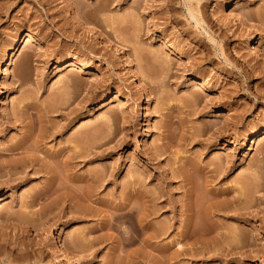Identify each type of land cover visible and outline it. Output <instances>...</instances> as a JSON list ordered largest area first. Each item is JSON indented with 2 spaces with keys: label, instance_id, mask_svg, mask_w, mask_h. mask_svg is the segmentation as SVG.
I'll list each match as a JSON object with an SVG mask.
<instances>
[{
  "label": "rangeland",
  "instance_id": "1",
  "mask_svg": "<svg viewBox=\"0 0 264 264\" xmlns=\"http://www.w3.org/2000/svg\"><path fill=\"white\" fill-rule=\"evenodd\" d=\"M0 189V264H70L51 232L79 264H264V0H0ZM124 204L171 229L120 244Z\"/></svg>",
  "mask_w": 264,
  "mask_h": 264
},
{
  "label": "bare ground",
  "instance_id": "2",
  "mask_svg": "<svg viewBox=\"0 0 264 264\" xmlns=\"http://www.w3.org/2000/svg\"><path fill=\"white\" fill-rule=\"evenodd\" d=\"M189 1V3L191 2V1H193V0H188ZM199 2V1H198ZM197 2V3H198ZM236 5V4H235ZM195 8V6L193 7V4L191 5V4H189V6H188V10H189V13H190V16L192 17V18H194V19H196L197 20V18H196V15H197V13L199 12H195V10H197L196 8ZM195 13H196V15H195ZM198 22H199V20H198ZM201 22V21H200ZM240 22L242 23V24H244V21L242 20V19H240ZM255 36L254 35H252V42L253 43H255L256 42V40H257V37L256 38H254ZM26 40V42H31V41H37L38 43H39V47H42V46H44V44H43V42L42 41H39L38 39H37V37H36V35H34L33 33H27V35H25V37H24V39L22 40V42H24ZM169 46H171V44L169 45ZM150 50V49H149ZM149 50H147V53H148V51ZM152 50H154V49H151L150 51H152ZM155 50H157V49H155ZM168 50V48H166V49H159L158 50V52H156V53H158L157 55H159V54H167V51ZM173 51L171 52L173 55V57L174 58H180V57H183V56H185V53H184V51L183 50H177V49H172ZM149 51V52H150ZM153 52V51H152ZM155 52V51H154ZM16 54H17V49H16V47H14V49H13V52H12V56H16ZM153 54V53H152ZM149 55V54H148ZM153 55H155V54H153ZM152 55V56H153ZM157 55H155V56H153V57H151L152 58V60H150V61H152V63L155 65L156 64V62L158 63V57L159 56H161V55H159L158 57H156ZM151 56V55H150ZM9 57H10V55L9 54H5V59L6 60H8L9 59ZM149 58V57H148ZM8 63H6V68H5V70H7L8 69ZM156 66V65H155ZM157 66H158V64H157ZM156 66V67H157ZM163 66V65H162ZM83 67L84 68H86V67H88L86 64H83ZM152 67H153V65H152ZM155 69V68H154ZM157 69V68H156ZM161 69V68H160ZM159 71H161V70H159ZM155 79H157V78H155ZM158 80V79H157ZM159 80H161V79H159ZM156 82V81H155ZM159 83H161V82H159ZM158 83V84H159ZM196 84L197 85H204L205 86V82H203V81H201L200 79H197L196 80ZM45 136L46 135H44V136H41V135H39V137L38 138H36L37 140H36V143L38 144V141H41L43 138H45ZM89 136V135H88ZM87 136V137H88ZM49 137H51V136H49ZM88 138H90V136L88 137ZM28 139V138H27ZM27 139H23V141L21 142V143H15L13 146H11L9 149H8V151L9 152H13V153H16V152H20V153H23V152H25L26 154L25 155H23V157L22 158H20V160H18V162H17V164H16V166H18L19 168L21 167L22 169H23V171H22V169H21V171L22 172H24V171H26V169L28 168V167H34L35 165H37V164H39V162L41 161V158L37 155V153H36V151H32V150H30L32 153H29V150H26V148H24L23 147V145L25 144V143H27L26 141H27ZM94 139V138H93ZM101 139H102V137H101ZM97 141H98V139H96ZM98 142H100V140L98 141ZM36 144V147L38 148L39 146ZM88 146V145H87ZM36 148V149H37ZM72 149H71V154L70 155H68L67 157V160H65V164H66V166L68 167V169L70 168V167H72L73 166V163L71 162V160H74L75 158H86V157H88L91 153H93L92 152V150H93V145L92 146H88L87 148L85 147H79L77 144H75L74 146L72 145V147H71ZM27 151H28V154H27ZM58 154V153H57ZM18 159V158H17ZM12 163H14V160L13 161H11ZM14 164V165H15ZM2 166L4 165L5 167L7 166V168L8 167H10V169H11V167H13V168H18V167H14L12 164V166H10V164L9 163H3V164H1ZM197 165V164H196ZM194 165L193 164V167L194 168H198V166L199 165ZM38 166V165H37ZM74 166H75V164H74ZM73 166V167H74ZM192 166V165H191ZM66 167V168H67ZM9 168L7 169V171L8 170H10ZM47 169V168H46ZM9 172V171H8ZM91 175V174H90ZM182 177H183V180L184 181H187V182H189V181H191V180H189V177L190 176H188V174H186V172L184 171V174L182 173V175H181ZM91 178H89V179H91L93 182H95V181H99L100 180V178H101V175H99V173L97 172V173H95V174H92L91 176H90ZM135 183V182H134ZM134 185H136V183L134 184ZM49 188V187H48ZM47 188V189H48ZM137 189V188H136ZM46 190H44V192H45ZM139 191V190H138ZM137 191V192H138ZM44 192L43 191H41V193H37V195H38V197L39 196H41V195H43L44 194ZM46 192H48V191H46ZM188 192H190V191H188ZM65 193V192H64ZM64 193H63V195H64ZM67 193V192H66ZM70 193V192H69ZM89 194L86 196V199L87 200H90L92 197H91V195H90V192H88ZM191 193V192H190ZM36 195V194H35ZM67 195V194H66ZM191 195V194H190ZM65 196V195H64ZM72 196V195H71ZM37 197V198H38ZM66 197V196H65ZM69 196H67L66 198H68ZM74 197V196H73ZM77 197V196H76ZM152 199V198H151ZM84 200V199H83ZM3 203H4V198H3V194H2V192H1V189H0V208L3 206ZM204 205V204H203ZM206 205H208V204H206ZM215 205V204H214ZM213 205V206H214ZM124 206L125 207H123V208H120L119 209V212H118V210H117V212H113V214L109 217V218H107L106 219V221L104 220V223H103V226H102V228L103 229H111V228H116V230L118 231V233H119V243L120 244H122V245H124V246H126V245H131V244H133V243H135L136 241H138V240H140V239H142V241L145 243H152L153 242V240H157L158 238H160L161 236H165V234L169 231V229H171V225H165V223L162 225H159L160 223H155V215H156V213H155V210H152L154 207H152L151 208V210L149 211V209H148V211L146 210L145 212H144V210L143 211H139L140 213H138L137 211V213H135V211L134 210H136L134 207V209L133 208H129L128 206V204H124ZM210 206V205H209ZM211 206H212V204H211ZM212 206V207H213ZM189 207V206H188ZM191 207V206H190ZM204 208H205V205H204ZM205 209H207V208H205ZM208 211H206V210H204V212H203V215L201 214L200 216H202V217H200L199 219H201V220H203V226L207 223V222H213L212 220V215H211V212L209 211V208L207 209ZM210 210H211V208H210ZM84 211V210H83ZM212 212H213V210H212ZM214 212H215V210H214ZM190 216V215H189ZM193 216V215H192ZM191 216L187 219V227L185 228L186 230H185V232L183 233V237H184V239L185 238H189V231H191V227H192V225H190V222H191ZM194 219V218H193ZM1 221V220H0ZM198 221V220H197ZM1 222H3V221H1ZM157 222V221H156ZM197 224V223H196ZM122 225H123V227H122ZM199 225V224H198ZM201 225V224H200ZM214 225V224H213ZM40 226V225H39ZM38 226V227H39ZM191 226V227H190ZM206 226V225H205ZM185 227V226H184ZM199 227V226H198ZM202 227V226H201ZM56 228V227H55ZM41 229V228H40ZM57 229V228H56ZM196 228L194 227V228H192V230L194 231V233H195V230ZM200 229V228H199ZM39 230V229H38ZM150 230V231H149ZM207 230V229H206ZM206 230L204 229V227H203V237H200V236H196V234L195 235H192V237L193 236H195V237H193L192 239H193V244H197V243H199L200 241H202L203 240V243H206L205 242V238H204V235L206 234L205 232H206ZM147 231H149L150 233L149 234H147L146 235V237L143 239V238H141V236L142 235H144V233H146ZM201 231V230H200ZM82 232V231H81ZM89 232H91V231H89ZM89 232H87V231H85V232H83L82 234H81V241L82 242H84V241H88L89 242V244H90V242L92 243V241H93V243L96 241V240H98L99 239V241L100 240H102V239H100V238H97V237H95V238H93V239H90L89 237L91 236L90 234L91 233H89ZM192 232V231H191ZM197 232V231H196ZM106 233V232H105ZM182 233V232H181ZM208 233V232H207ZM191 234V233H190ZM193 234V233H192ZM198 234V233H197ZM200 235H201V233H199ZM49 237H50V244H51V246H53L52 248H54V249H52L55 253H57V255H59V256H61V258L62 259H66L67 261H69L70 262V264H79V261L74 257L75 255H73V253H71L72 251L70 250V248H69V245L68 244H66V243H62V244H60L59 242H57L55 239H54V235H53V233L51 232L50 233V235H48ZM92 238V237H91ZM102 238H104V237H102ZM203 238V239H202ZM85 243V242H84ZM179 244V243H178ZM93 245V244H92ZM150 245H152V244H150ZM182 245V244H181ZM183 246V245H182ZM180 247L181 249L180 250H177L176 252L178 253V254H183L184 253V247ZM157 247V246H156ZM161 249V248H160ZM52 251V252H53ZM161 251H164V249H161ZM54 253V254H55ZM173 258V257H172ZM81 263V262H80Z\"/></svg>",
  "mask_w": 264,
  "mask_h": 264
}]
</instances>
